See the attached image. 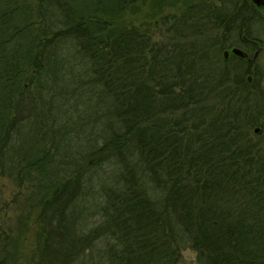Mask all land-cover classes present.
Wrapping results in <instances>:
<instances>
[{"label": "trees", "instance_id": "trees-1", "mask_svg": "<svg viewBox=\"0 0 264 264\" xmlns=\"http://www.w3.org/2000/svg\"><path fill=\"white\" fill-rule=\"evenodd\" d=\"M217 1L0 0V176L37 208L0 264H264V89Z\"/></svg>", "mask_w": 264, "mask_h": 264}, {"label": "rangeland", "instance_id": "rangeland-1", "mask_svg": "<svg viewBox=\"0 0 264 264\" xmlns=\"http://www.w3.org/2000/svg\"><path fill=\"white\" fill-rule=\"evenodd\" d=\"M216 1V0H215ZM218 3V1H217ZM144 5V4H142ZM177 5L164 8L163 13H178ZM255 35L260 39L261 51L258 54L257 73L249 74L250 81H256L264 89V24L258 25ZM163 31L167 32V27L163 26ZM254 49L249 53L252 55ZM222 58V54L220 55ZM247 76V79H248ZM63 83V82H62ZM264 122V114L260 117ZM259 126V125H257ZM82 141L74 143V147H79ZM31 190L29 181L21 182L10 176H0V235H10L19 244L20 253L23 258H31L33 244L35 243L33 220L36 217L37 208L32 206ZM15 244V243H14ZM186 261L194 260V253L186 250L184 253Z\"/></svg>", "mask_w": 264, "mask_h": 264}, {"label": "flooded vegetation", "instance_id": "flooded-vegetation-1", "mask_svg": "<svg viewBox=\"0 0 264 264\" xmlns=\"http://www.w3.org/2000/svg\"><path fill=\"white\" fill-rule=\"evenodd\" d=\"M218 5L222 7L224 14L221 32L225 36H230L233 41H235L223 49V58L229 59L232 57H240L247 65H250L251 68H257V58L261 51V42L254 34V31H256V27H259L258 25L264 24V0H219ZM243 8H250L252 11L250 12V16L246 15L245 17H242ZM242 24L250 26L251 34L248 36L246 34H242ZM241 40H243V42ZM235 46L242 48L247 55L245 57L235 55L231 51L232 47ZM252 49H254V51L251 55L249 51ZM225 50L229 51L227 57L224 56Z\"/></svg>", "mask_w": 264, "mask_h": 264}, {"label": "water", "instance_id": "water-1", "mask_svg": "<svg viewBox=\"0 0 264 264\" xmlns=\"http://www.w3.org/2000/svg\"><path fill=\"white\" fill-rule=\"evenodd\" d=\"M231 51L235 54V55H238V56H243L245 57L247 55V53L240 47L238 46H235V47H232ZM229 54V51L228 50H225L224 51V56L227 57ZM248 80L250 81L251 80V76H248ZM261 130V127L260 126H255L254 127V132L258 133L260 132Z\"/></svg>", "mask_w": 264, "mask_h": 264}]
</instances>
